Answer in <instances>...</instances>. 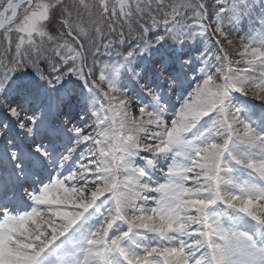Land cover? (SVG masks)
I'll return each instance as SVG.
<instances>
[{
    "label": "snow or ice",
    "instance_id": "obj_1",
    "mask_svg": "<svg viewBox=\"0 0 264 264\" xmlns=\"http://www.w3.org/2000/svg\"><path fill=\"white\" fill-rule=\"evenodd\" d=\"M0 264H264V0H0Z\"/></svg>",
    "mask_w": 264,
    "mask_h": 264
},
{
    "label": "rangeland",
    "instance_id": "obj_2",
    "mask_svg": "<svg viewBox=\"0 0 264 264\" xmlns=\"http://www.w3.org/2000/svg\"><path fill=\"white\" fill-rule=\"evenodd\" d=\"M253 16L257 15V13L253 12ZM241 31L238 33L239 35H243L244 31L248 29V21L245 19L244 24L240 26Z\"/></svg>",
    "mask_w": 264,
    "mask_h": 264
}]
</instances>
